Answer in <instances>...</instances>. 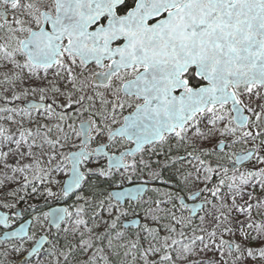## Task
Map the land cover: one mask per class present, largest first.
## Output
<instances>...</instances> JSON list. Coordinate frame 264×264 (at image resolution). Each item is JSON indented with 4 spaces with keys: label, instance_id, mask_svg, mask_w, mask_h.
<instances>
[{
    "label": "snow or ice",
    "instance_id": "1",
    "mask_svg": "<svg viewBox=\"0 0 264 264\" xmlns=\"http://www.w3.org/2000/svg\"><path fill=\"white\" fill-rule=\"evenodd\" d=\"M0 264H264V0H0Z\"/></svg>",
    "mask_w": 264,
    "mask_h": 264
}]
</instances>
